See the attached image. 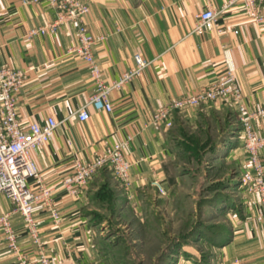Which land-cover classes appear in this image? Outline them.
Segmentation results:
<instances>
[{
  "label": "crops",
  "instance_id": "1",
  "mask_svg": "<svg viewBox=\"0 0 264 264\" xmlns=\"http://www.w3.org/2000/svg\"><path fill=\"white\" fill-rule=\"evenodd\" d=\"M225 1L88 0L90 11L83 22L94 36L102 37L94 52L107 81L132 67L136 52L150 60L140 76L110 92L113 110L106 111L89 104L96 88L94 79L86 62L71 51L77 41V21L65 22L55 33L29 36L30 29L53 20L57 8L46 1L0 0L1 58L26 70L25 84L16 93L21 123H42L48 116L59 122L53 138L32 152L62 216L56 227L48 211L35 215L51 264H104L109 260L111 256L95 240V216L109 212L98 197L104 186L113 190L117 216L127 207L139 213L144 203L159 197L171 199L172 186L188 155L208 154L213 161L242 158L239 115L231 102L210 101L176 109L171 112L172 125H149L156 110L224 74L223 45L231 49L247 107H264V22H255L238 2L220 14L223 33L192 30L201 10L208 6L220 9ZM82 107L89 111L87 120L78 116ZM255 128L264 135V116L255 121ZM129 137L127 155L135 180L131 197L107 168L99 170L77 196L62 186L76 159L87 161L106 146ZM247 164L243 160V168ZM154 178L161 180L166 195H159L152 186ZM239 205L234 208L237 218L230 238L214 246L222 257L219 264H235L236 260L264 264V222L256 220L259 203L252 212L243 201ZM3 213L10 215L22 254L31 262L36 260L37 250L21 212L0 193ZM0 264H19L18 255L1 235Z\"/></svg>",
  "mask_w": 264,
  "mask_h": 264
},
{
  "label": "built area",
  "instance_id": "2",
  "mask_svg": "<svg viewBox=\"0 0 264 264\" xmlns=\"http://www.w3.org/2000/svg\"><path fill=\"white\" fill-rule=\"evenodd\" d=\"M22 1L27 4L46 1L57 8L56 17L30 29L29 36L55 33L65 22L77 21V41L71 51L76 52L86 62L94 79L96 88L89 97V104L98 110L112 111L110 92L140 76L150 63V60L136 52L133 55L134 65L109 82L104 78L102 67L94 52V45L102 37L94 36L83 22V17L90 11L88 0ZM238 2L255 22H264V0H226L220 9L208 6L201 10L197 14L193 32L203 34L207 30H217L223 33L224 28L219 22L220 14ZM223 49L226 62L224 74L201 86L196 92L178 97L167 106L156 110L149 125L158 126L163 122L168 126L172 125L171 112L176 109L194 108L210 101L233 103L238 111L243 147L248 158L242 177L243 183L248 191L258 196L256 220L264 222V135L259 134L255 128V121L264 116V107L255 110L247 107L231 49L226 45H223ZM25 80L26 70L5 62L0 54V193L8 196L21 212L36 247L37 259L31 262L22 254L17 232L8 213L0 214V235L18 255L19 264H51L47 244L39 232L35 215L48 211L56 227L60 226L62 216L53 198V189L45 183L32 152L53 138L59 122L53 116H48L42 123H21L16 93L24 86ZM78 116L81 120H87L90 117L88 109L80 108ZM131 139L129 137L116 141L87 161L76 159L71 172L63 177L62 186L69 194L77 196L99 170L107 168L113 172L127 196L131 197L135 187L131 173L132 161L127 155ZM68 142L70 143V140ZM151 184L159 195L167 193L159 178H154ZM65 248L70 250L68 242H65ZM235 264L242 263L236 260Z\"/></svg>",
  "mask_w": 264,
  "mask_h": 264
},
{
  "label": "rangeland",
  "instance_id": "3",
  "mask_svg": "<svg viewBox=\"0 0 264 264\" xmlns=\"http://www.w3.org/2000/svg\"><path fill=\"white\" fill-rule=\"evenodd\" d=\"M244 152L241 159L230 161L223 157L213 161L208 154L188 155L179 169L178 181L172 186L171 199L159 197L144 203L139 213L131 207L111 218L104 213V220L97 224L95 239L100 249L111 256L104 264H125L128 258V264H219L221 254L214 251L207 238L190 236L184 241L183 236L190 235L188 232L198 221L217 223V231L231 228L237 218L234 208L241 207L239 202L243 201L249 212L256 210L257 195L248 191L242 179L246 170L243 160H248L245 149ZM215 179L226 185L223 190L228 195L216 206L209 204V199L215 196L214 187L222 185H213ZM122 241H126L129 251L123 260L116 258L121 256L125 245L118 249L110 246ZM182 242L184 245L180 246Z\"/></svg>",
  "mask_w": 264,
  "mask_h": 264
},
{
  "label": "trees",
  "instance_id": "4",
  "mask_svg": "<svg viewBox=\"0 0 264 264\" xmlns=\"http://www.w3.org/2000/svg\"><path fill=\"white\" fill-rule=\"evenodd\" d=\"M200 156V155H199ZM221 183L222 185L220 187H214V193L215 196L213 198L209 199V204L211 205H219V202L221 201V199L223 198H228L227 193L224 192V188H225V184H223L221 181H217L216 183H214L213 185L219 184ZM112 189L107 185L104 186L98 193V197L101 201V204L106 205L107 209H108V217L111 218V216L115 215L118 212V205L117 202L115 200V197L112 193ZM221 197H219V196ZM217 196V197H216ZM223 196V197H222ZM106 215V214H105ZM104 214L99 213L97 216H95V219L97 220L96 225L101 223L104 220ZM217 223H212V224H207V223H203L201 224L200 221H198V223L192 227L193 229L191 231H189L188 233H191L190 235H185L183 236V240L185 241V239H189L191 238L190 236H193L192 238H207V240L214 246L217 245H222L223 243H225L231 236V230L230 228L226 227V229L222 230L221 228H219V230L217 231ZM185 232V230H183ZM126 241H122V242H116V244H111V248L113 249H118L119 247H122L121 245H125L122 248V252H121V256H119L116 259H124L125 257H127L128 255V247L126 248ZM184 245V243H180V246ZM102 252H105L103 250H101ZM106 254H109V252H105ZM110 255V254H109ZM122 259V260H123ZM128 263H129V258H128ZM125 263V264H128Z\"/></svg>",
  "mask_w": 264,
  "mask_h": 264
}]
</instances>
